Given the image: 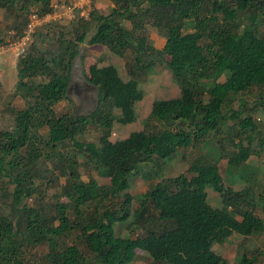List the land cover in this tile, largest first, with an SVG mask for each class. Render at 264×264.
Segmentation results:
<instances>
[{
  "label": "trees",
  "instance_id": "trees-1",
  "mask_svg": "<svg viewBox=\"0 0 264 264\" xmlns=\"http://www.w3.org/2000/svg\"><path fill=\"white\" fill-rule=\"evenodd\" d=\"M110 1L107 15L93 9L87 20L57 32L49 45L48 30L36 31L26 54L17 58L13 96L23 105L7 109L12 127L0 131V198L8 200L6 211L0 210V264H129L136 250L149 264H227L214 244L264 230L254 214L257 206L264 208L259 195L253 196L249 184L239 191L223 189L218 170L224 156L232 171L256 153L249 147L256 133L251 112L240 118L243 110H232L231 103L255 90L257 106L264 107V0ZM30 6L39 16L51 12V0H0L6 13L27 14ZM139 20L162 36L161 50L137 43ZM22 28L14 27L16 36ZM83 43L124 58V77L112 65L93 64L88 80L96 89L95 108L84 116L57 113L54 106L66 98ZM157 62H165L179 89L177 97L151 103L146 121L164 127L110 141L112 122L135 120L133 108L143 96L139 83ZM227 120L237 122L233 137L245 135L246 144L238 141L236 152L224 155L219 145L212 155L206 146L186 168L189 176L160 180L137 196L127 193V179L138 173V164L203 146ZM89 125L102 130L96 144L78 141ZM69 143L74 153L58 155ZM80 166L107 185L81 180ZM39 171L49 175L45 187L65 202L28 203ZM206 188L217 194L220 207L208 204ZM125 222L136 237L115 236L113 226ZM38 247L45 252L38 254ZM254 255L243 252L236 264H255Z\"/></svg>",
  "mask_w": 264,
  "mask_h": 264
},
{
  "label": "rangeland",
  "instance_id": "rangeland-1",
  "mask_svg": "<svg viewBox=\"0 0 264 264\" xmlns=\"http://www.w3.org/2000/svg\"><path fill=\"white\" fill-rule=\"evenodd\" d=\"M59 2V0H55L52 4L57 5ZM113 6L110 0H97L92 3L93 9L102 15H107ZM27 10H32L34 13L37 12V10L31 6ZM26 15V13H21L17 10L6 13L5 10L0 9V43L11 36L14 32V27H24ZM75 21H77V19L68 22L60 21L59 19L50 20L48 23L42 25L37 32L39 30H48V38L45 44L49 45L52 43L50 39L54 38L57 32L70 30ZM123 25L128 29L130 28L129 23L126 21H123ZM138 25H141V28L136 30L137 43L143 45L148 44L156 50H161L164 39L157 30L141 20H139ZM187 31L189 32V29ZM78 50L79 54L76 59H74L71 66L66 98L59 101L54 106L55 112L58 113L59 111H63L70 116L88 115L95 108L96 89L90 85L88 80V68L90 66L93 64L112 65L119 75L124 77L125 74L123 67L124 58L110 53L105 48L100 46H89L83 43L79 46ZM164 61H167V58H164ZM16 62L17 58L8 52L0 55V131L9 130L12 127L11 115L7 109L11 107L20 108L23 105L19 98L13 96L14 84L16 82ZM164 64L165 62H157L150 74L139 83V88L143 96L141 101L134 105L135 120L126 125L112 122L108 137L110 141L121 140L127 137L129 133L142 129L147 133H151L164 127L156 120L148 119L146 121L153 101L167 100L178 96L179 89L172 80L169 70ZM261 96H264V92L261 93ZM234 97L231 103V109L238 111L242 109L243 112L241 114L243 115H240V118L245 114L249 115L251 112L250 116L255 125L256 133L250 135L249 147L256 153L248 157L243 167L240 166L238 170L233 169L232 171H230V169L226 170L227 156L221 158V160L218 161V170L222 179L221 187L230 191H239L249 184L253 191V196L256 198V196L259 195L260 202L258 204L264 206V146H262L261 143L263 142L262 140H264V109H262L264 107L257 106L258 96L255 90H250ZM253 107L255 108L252 110ZM114 114L116 113L114 112ZM145 123L146 126L144 127ZM224 123L220 127V134L214 136L209 135L205 139L203 146L199 144L194 148L180 150L170 160L138 164V173L136 175H130L127 179V193L131 196H137L152 188L153 185L160 180L174 178L179 174L189 176L186 172V168L194 158L203 156L207 152L206 146L210 147L212 155L219 145L223 146L224 155H230L236 152L234 145H237L238 141L242 145L246 144V139H244L245 135L233 137L232 133L238 129L237 122L227 120L226 123ZM101 131L102 130L96 125H89L78 138V141L96 144L98 137L101 135ZM230 141L232 143H230ZM64 153H74L70 143L67 144L64 149H59L58 155ZM76 159L80 162L82 158L81 156H77ZM48 166H50V164H48ZM78 170L81 180L83 181H87L90 178L98 185H107L108 183L107 179L97 176L94 172L88 171L82 166H80ZM47 177H49L48 174L39 171L35 179V184L38 185V189L30 197L28 203L34 201L43 204H52V202L56 200L65 202L64 199L58 198L54 188L45 187ZM245 179L248 180V183L245 182ZM205 191L208 204L211 207H220L217 194L212 192L209 188H206ZM2 201L0 198V210L6 211L8 200L5 199ZM132 207H134V204ZM254 214L262 219L264 223V208L262 209L260 206H257ZM129 220L130 219H128L127 222ZM127 222L113 226L115 236L136 237L135 231H128L125 228ZM211 248L217 255H220L227 264H236L239 256L243 252H247L251 255L255 254V264H264V230L260 234L248 237L232 235L223 244H214ZM36 251L38 254H43L45 252L43 247H38ZM129 264H149V258L145 253L136 250L134 260Z\"/></svg>",
  "mask_w": 264,
  "mask_h": 264
},
{
  "label": "built area",
  "instance_id": "built-area-1",
  "mask_svg": "<svg viewBox=\"0 0 264 264\" xmlns=\"http://www.w3.org/2000/svg\"><path fill=\"white\" fill-rule=\"evenodd\" d=\"M59 4H51V12L42 16L29 12L19 36L13 32L4 42L0 43V55L10 53L16 58L24 56L33 41V35L39 27L50 20L71 21L87 20L93 10L92 3L97 0H59Z\"/></svg>",
  "mask_w": 264,
  "mask_h": 264
},
{
  "label": "crops",
  "instance_id": "crops-1",
  "mask_svg": "<svg viewBox=\"0 0 264 264\" xmlns=\"http://www.w3.org/2000/svg\"><path fill=\"white\" fill-rule=\"evenodd\" d=\"M55 0H51V4H52V2H54Z\"/></svg>",
  "mask_w": 264,
  "mask_h": 264
}]
</instances>
